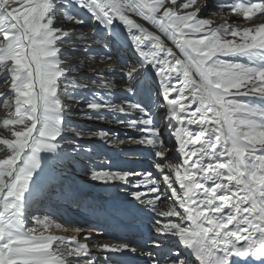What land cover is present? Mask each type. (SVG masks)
Wrapping results in <instances>:
<instances>
[{"label":"snow or ice","instance_id":"6c2138e0","mask_svg":"<svg viewBox=\"0 0 264 264\" xmlns=\"http://www.w3.org/2000/svg\"><path fill=\"white\" fill-rule=\"evenodd\" d=\"M74 7L89 13L91 34ZM221 15L233 22L217 23ZM121 25L134 61L118 63L106 42ZM77 39L90 41L85 53L102 46L108 61L79 83L85 62L64 51ZM149 70L168 138L153 105L136 99ZM113 76L123 85L119 103ZM80 104L83 119L136 135L73 126ZM0 112V264H125L129 254L142 264H264V0H0ZM85 137L152 158V171L114 170L107 159L88 168L92 181L123 187L147 215L139 239L90 247L106 225L127 226L132 209L90 204L102 232L30 215L65 161L93 153L75 143ZM53 226L82 239L46 235Z\"/></svg>","mask_w":264,"mask_h":264},{"label":"bare ground","instance_id":"6f19581e","mask_svg":"<svg viewBox=\"0 0 264 264\" xmlns=\"http://www.w3.org/2000/svg\"><path fill=\"white\" fill-rule=\"evenodd\" d=\"M86 11V10H85ZM87 12V11H86ZM84 13V12H83ZM88 13V12H87ZM89 14V13H88ZM214 19L217 21V23H222L224 22L225 19L228 20L229 23H232V17L231 15H221V16H216ZM142 23H146L143 21H139ZM239 22V21H237ZM146 26H148L151 29V25L146 23ZM80 30L86 34V31L82 28V26H79ZM107 35V41L109 43V49L111 50V53L113 54L114 59H117L118 63H121L123 61H134L137 59L135 53L133 50L129 47V37L128 34L126 33L124 26L121 25L118 28L115 29H110L106 33ZM90 41H81L79 39L76 40L75 46L79 45L78 48H76L74 51L73 49H68L65 50V53L70 56L71 62L73 64L79 62V61H84L85 66L80 69V72L76 73L78 76L82 78H89V76H81L82 74L88 73L91 74V69L92 68H97V69H102L106 66L105 62H101L100 57L101 56H92L89 55L88 52L85 53L84 48L86 43ZM169 46H171L170 42ZM70 47V46H69ZM68 47V48H69ZM92 47H96L97 45H93ZM92 47L89 48V51L92 50ZM102 47V46H101ZM71 50V52H69ZM176 51V49H173ZM92 53H95L93 50L90 51ZM100 52H103L102 50ZM98 52V53H100ZM179 55V53H177ZM80 74V75H79ZM112 79L114 80L116 84V88H122L123 85L120 81L119 76H113ZM142 79H145V88H142V90L138 93L136 99L146 103V104H152L153 109H154V115L156 119L160 121V127L162 134L165 138H168V132L164 128L165 120L162 119L164 117V113L160 112L159 109L156 108L154 105V102L158 99L159 95V84L158 80L155 78L154 72L152 70H149L145 73V75L142 77ZM145 91H148L152 93V96L149 98L148 96L145 95ZM121 92V91H120ZM91 93V92H90ZM123 97V96H122ZM121 96H118L114 101L116 103H119L121 101ZM162 104L163 102L160 101ZM76 110L72 113V124L73 126H82L86 129L90 130H99L98 125L102 126L100 129H105V130H111V131H116L119 133L120 138H124L125 134L127 135H132L133 131L123 129L121 126H116L112 125L110 123H98L95 121H90L82 118L80 109L84 108L83 104L75 106ZM158 113V115H157ZM0 116H3V112H0ZM6 130L0 129V134L5 133ZM133 134V136H135ZM86 139L83 140H75V143H78L80 145L83 144L85 146V143H93L96 145L95 147V153L99 154L98 156H102L103 158L97 159V158H91L89 155H83L80 157L81 159H86L89 161L88 167H96L99 165V161H103L104 159L110 160L111 161V167L114 170H121V171H126V170H139V171H152L150 167V161L151 157L146 155V154H141L137 152V154L132 155L128 154V148L125 145H120L118 148L116 146H101L102 142L98 139ZM69 142L71 143L73 141V136H69ZM88 139V141H86ZM85 141V142H84ZM82 146V147H83ZM45 153H41V156L43 157ZM97 157V156H95ZM0 158H3V153H0ZM172 162H178L176 159H173ZM81 173V172H80ZM89 173V172H87ZM85 179L87 181H81L79 179H74L71 175H65L61 174L58 172V181L55 184H49L47 186V195H45L41 202L38 203L33 209L34 215L35 216H50L53 221H55L57 224L63 225L64 228L68 229H75V228H81L83 232H88V231H100L102 232L101 229H93L94 225L90 226H80L79 222L82 221V217L84 216H90L92 212L90 211V204L93 205H106L110 208H120L122 210H133V216H131L129 219H127L125 222L126 224L128 223V220L132 219L131 225L129 227H124V228H114L115 231L112 232V235L118 230V232L121 231V229H124L126 231L127 237L125 238L124 241H120V234L114 235L112 238H107V236L101 237L100 235H93L91 238V242L94 243H123V242H128L133 239H139L140 237H134V232L136 230L138 231L139 226L144 227L146 224L150 223V220L148 219L147 215L143 212L140 211L139 209H136L131 203V198L127 194V190L124 189L123 187H110L109 189H105L102 187H97L94 185L93 181H89L90 176H87L85 173ZM153 178L154 179H160L155 173H153ZM81 179V178H80ZM90 182L92 186H90L88 183ZM98 185V184H97ZM76 188V189H75ZM75 193L79 199L78 201L73 200L69 198L68 196L65 195V193ZM68 199V201H66ZM168 201H165L161 205L162 210H167L169 206ZM65 204H68L67 207ZM97 218L95 219L94 223H96ZM129 225V224H128ZM112 226V225H111ZM146 230V229H145ZM52 234V235H57V236H66L70 237L73 235H77L78 238L82 239V233L77 234L73 231H68L65 232L61 229H57L54 226L49 229V232H46L45 234ZM91 247V243H90ZM137 247H140L141 251H148L147 248H143L139 245ZM93 254L98 255V256H103L107 255V253H101L97 251L95 248L92 249ZM121 259H124L126 261H137L138 264H142L141 261L138 260V258L133 257L131 258V254L121 257Z\"/></svg>","mask_w":264,"mask_h":264},{"label":"rangeland","instance_id":"374dc122","mask_svg":"<svg viewBox=\"0 0 264 264\" xmlns=\"http://www.w3.org/2000/svg\"><path fill=\"white\" fill-rule=\"evenodd\" d=\"M72 11H73V13L75 14V15H78V16H80L82 19H84L85 20V25H82V28L86 31V34H91L93 31H95L91 26H89L88 25V22H89V14L84 10V9H80V8H73V9H71ZM84 12V13H83ZM104 35H106V33L104 34ZM100 36H101V33H99L98 31H96V35L95 36H92V37H90V39H99L100 38ZM110 46V45H109ZM69 46H66L65 47V50H68V49H73V47L72 46H70L69 48H68ZM79 47V45H77V46H75V49L76 48H78ZM75 49H73L72 51H74ZM94 51L95 53H92V52H90V51ZM92 50H88V54L89 55H92V56H95V55H97L98 57L99 56H102V55H104L105 54V50L103 49V47H101L100 45H97V48L96 47H92ZM103 51V52H100V51ZM69 52H71V50H69ZM98 52H100V53H98ZM80 75V74H79ZM81 76H89V78H83L84 80H89V79H91L92 78V73L91 74H89L88 75V73H86V74H82ZM75 77H76V82L77 83H79L80 82V80H81V78L82 77H80V76H78L77 74H75ZM142 88H145V84L143 85V87H139V92L142 90ZM120 89L121 88H116L115 90H114V96H113V99L115 100L118 96H124L125 94L123 93V92H120ZM145 90H146V88H145ZM92 91H95V89H93ZM78 94H81V93H78ZM83 95H85V96H89V95H91V93L90 92H88V91H84L83 93H82ZM150 94V92H147V91H145V95L146 96H148ZM152 96V95H151ZM150 96V97H151ZM149 97V96H148ZM98 129H100V128H102V126H100V125H98ZM125 130V129H124ZM3 134H5V133H3ZM86 138H84L83 140H85ZM86 141H88V140H86ZM85 142V141H84ZM81 146H83V144L81 145ZM96 145H94L93 143H85V146H83V147H91L92 149H93V153L90 155L91 156V158H92V160H93V158H97V159H101V158H103L102 156H98L99 154H97V153H95V150H96V148L97 147H95ZM84 155V154H83ZM82 156V154L81 155H78V156H75L72 160H68V161H65L64 162V165H63V169L62 170H64V171H61L60 169H59V173H61V174H65V173H63V172H65V171H67L69 174H65V175H69L70 176V174H71V176L74 178V179H79V180H81V181H87L84 177H85V175H84V173L87 175V176H90V173H87L88 172V168L90 167H88V165H90L88 162L89 161H87L86 159H81L80 157ZM95 156H97V157H95ZM95 167V166H94ZM98 168H102V167H105V165L103 164V165H98L97 166ZM70 172H72V173H70ZM81 172V173H80ZM77 174H80V175H82V177L81 176H79V177H77L78 175ZM70 176V177H71ZM71 177V178H72ZM81 178V179H80ZM90 182L92 181V180H89ZM88 183L90 186H92V184L91 183ZM93 183H94V185L95 186H97V187H102V188H105V189H109L110 187H106V186H104L103 184H101V183H97V182H94L93 181ZM98 184V185H97ZM76 189V188H75ZM66 201H68V199L66 200ZM67 205L68 204H65V206L67 207ZM68 208V207H67ZM34 211H35V209H33V211H31L30 210V215H34L33 213H34ZM127 222V221H126ZM29 226L31 227L32 226V224L30 223L29 224ZM92 226V225H91ZM94 229V228H93Z\"/></svg>","mask_w":264,"mask_h":264}]
</instances>
